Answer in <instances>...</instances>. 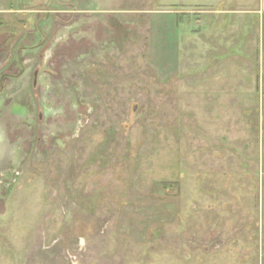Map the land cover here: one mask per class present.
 Wrapping results in <instances>:
<instances>
[{
  "label": "rangeland",
  "instance_id": "obj_1",
  "mask_svg": "<svg viewBox=\"0 0 264 264\" xmlns=\"http://www.w3.org/2000/svg\"><path fill=\"white\" fill-rule=\"evenodd\" d=\"M0 264H264L257 0H0Z\"/></svg>",
  "mask_w": 264,
  "mask_h": 264
},
{
  "label": "crops",
  "instance_id": "obj_2",
  "mask_svg": "<svg viewBox=\"0 0 264 264\" xmlns=\"http://www.w3.org/2000/svg\"><path fill=\"white\" fill-rule=\"evenodd\" d=\"M258 5L262 8V11L264 12V0H257Z\"/></svg>",
  "mask_w": 264,
  "mask_h": 264
}]
</instances>
